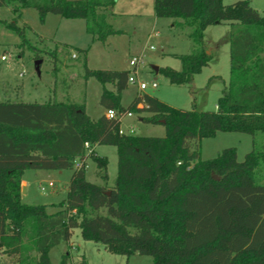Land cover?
<instances>
[{"label": "trees", "instance_id": "16d2710c", "mask_svg": "<svg viewBox=\"0 0 264 264\" xmlns=\"http://www.w3.org/2000/svg\"><path fill=\"white\" fill-rule=\"evenodd\" d=\"M115 4L0 0V7L15 6L17 16L2 22L22 38L17 20L33 8L41 21L48 14L84 19L87 33L101 42L124 33L108 22ZM154 12L191 27L196 45L175 55L181 70L159 68L173 84H191L209 65L205 29L230 25V77L216 110L176 108L147 93L124 106L122 93L132 72L90 69L86 63L85 78L103 84L100 104L106 110L122 117L137 113L144 122L164 125L166 135L121 132L120 117L104 113L92 119L84 103L70 100L0 101V252L17 256L16 264H52L51 248L68 242L75 228L109 252L150 255L154 264H264V15L250 0H154ZM79 51L86 54L87 48ZM218 131L249 133L253 149L242 161L236 147L202 159L201 140ZM96 145L117 149L111 187L86 178L91 157L108 180V158L93 150ZM28 169H73L66 196L54 205L24 202ZM62 264H70L68 256Z\"/></svg>", "mask_w": 264, "mask_h": 264}, {"label": "rangeland", "instance_id": "374dc122", "mask_svg": "<svg viewBox=\"0 0 264 264\" xmlns=\"http://www.w3.org/2000/svg\"><path fill=\"white\" fill-rule=\"evenodd\" d=\"M222 1L232 4L239 0ZM250 2L264 15V0ZM14 7H0V101L70 100L84 103L87 114L97 119L106 110L100 104L103 84L95 77L85 78L84 63L90 69L122 70L133 68V56L143 60L134 76L149 86L142 91L137 83L129 82L122 93L124 106L137 95L147 93L176 108L216 110L217 101L229 81L231 28L228 23L210 25L204 31L205 43L212 53L209 65L194 76L191 84H173L162 73L153 70L152 65L181 70L182 63L175 55L190 53L196 45L188 34L191 27L180 28L173 23L174 18L155 15L154 0H116L108 22L124 33L109 36L106 42L87 33L84 19L48 14L41 21L33 8L24 9L21 19L17 20L24 32L22 38L2 22L17 16ZM84 48H87L86 54L79 51ZM37 59H42L40 74L35 69ZM152 81L158 86L152 87ZM107 86L111 87L110 84ZM122 126L126 132L140 136L166 135L164 125L144 122L137 113L125 117ZM228 147H236L238 160L242 161L253 149L252 136L246 132L218 131L215 136L201 140L200 157L214 158ZM97 153L108 158V180L102 178L104 171L99 170L91 157L87 158L86 178L111 187L118 171L117 149L112 145H98ZM72 172L73 169L26 170L23 178L29 186L27 193H22L23 201L47 205L59 203L66 196ZM50 182L53 185L50 186ZM55 209L54 206L49 208L50 211ZM49 255L52 264H62L65 256L70 264H154L150 255L128 257L109 252L104 244L84 239L80 228L74 229L68 242L51 248ZM16 261L17 256L0 252V264H16Z\"/></svg>", "mask_w": 264, "mask_h": 264}, {"label": "built area", "instance_id": "2783aa9c", "mask_svg": "<svg viewBox=\"0 0 264 264\" xmlns=\"http://www.w3.org/2000/svg\"><path fill=\"white\" fill-rule=\"evenodd\" d=\"M151 48H153V46H151ZM4 58L5 57L3 56L2 59H4ZM131 61H132V64L135 66V69L133 70L134 72H132L131 75H130V77H129V82H131V83H137L138 86H139V89L143 91V90H145V89L148 88L149 84L146 83V82H144V81H140L136 76H134V74H136V75L138 74L137 67L143 62V60H142V58H140L138 56H133L132 59H131ZM150 85L152 87H154V88L158 86L157 82H155V81H152L150 83ZM106 114H107L108 117H111V118H113V117H120L122 119V116H118L117 111L116 110H113V109L107 110L106 111ZM128 115H132V113H129ZM121 132H123L122 129H121ZM85 146H86V155H88L91 152V149H90L89 144L87 142L85 143ZM75 166L76 167H79L80 166V160L79 159H77L75 161ZM51 185H53L52 182H50V186Z\"/></svg>", "mask_w": 264, "mask_h": 264}, {"label": "crops", "instance_id": "0c3cea01", "mask_svg": "<svg viewBox=\"0 0 264 264\" xmlns=\"http://www.w3.org/2000/svg\"><path fill=\"white\" fill-rule=\"evenodd\" d=\"M173 23L175 24V19H174V21H173ZM180 28H182V27H189V26H179ZM117 29V28H116ZM191 32V31H190ZM189 32V33H190ZM188 33V34H189ZM132 66H133V68H126V69H122V70H130V71H132V70H134L135 69V66L132 64ZM140 66V65H139ZM139 66L137 67V69L139 68ZM161 66H159V68H160ZM109 88H112V85H111V87H109ZM142 106V105H141ZM106 111L107 110H105V113H106ZM133 116V114L132 115H125V116H123L122 117V125H123V120H124V118L125 117H132ZM121 125V129L123 130V132H125V133H128V132H126L124 129H123V126ZM131 129H133V128H131ZM97 148H98V145H96V146H94L93 147V150L94 151H96L97 152ZM103 183V182H102ZM114 183V182H113ZM113 183H110V184H113ZM104 184V183H103ZM103 184H101V185H103ZM22 186H25V188H26V191H25V193H27V191H28V186H29V182L25 179V178H23V181H22ZM23 197V196H22Z\"/></svg>", "mask_w": 264, "mask_h": 264}, {"label": "water", "instance_id": "95a60500", "mask_svg": "<svg viewBox=\"0 0 264 264\" xmlns=\"http://www.w3.org/2000/svg\"><path fill=\"white\" fill-rule=\"evenodd\" d=\"M41 63H42V59H37V60H35V69H36V71H37V73L38 74H40V65H41ZM152 68H153V70H155L156 72H158L159 71V66H157V65H152ZM25 191H26V188H25V186H22V193H25Z\"/></svg>", "mask_w": 264, "mask_h": 264}]
</instances>
